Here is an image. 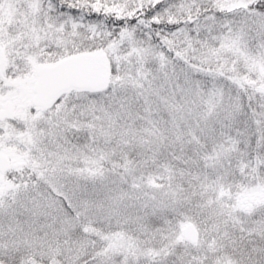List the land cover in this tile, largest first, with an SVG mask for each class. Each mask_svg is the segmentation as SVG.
Segmentation results:
<instances>
[{"label":"snow or ice","instance_id":"6c2138e0","mask_svg":"<svg viewBox=\"0 0 264 264\" xmlns=\"http://www.w3.org/2000/svg\"><path fill=\"white\" fill-rule=\"evenodd\" d=\"M0 264H264V0H0Z\"/></svg>","mask_w":264,"mask_h":264}]
</instances>
